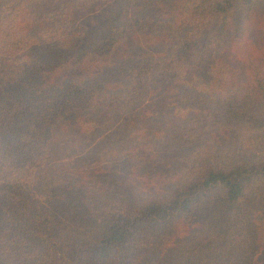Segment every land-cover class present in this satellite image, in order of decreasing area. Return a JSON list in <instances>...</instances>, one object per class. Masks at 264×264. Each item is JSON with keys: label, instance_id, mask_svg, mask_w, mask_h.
<instances>
[{"label": "trees", "instance_id": "trees-1", "mask_svg": "<svg viewBox=\"0 0 264 264\" xmlns=\"http://www.w3.org/2000/svg\"><path fill=\"white\" fill-rule=\"evenodd\" d=\"M214 57L217 87L180 82ZM174 85L185 115L103 153L158 145L167 181L59 162ZM0 264H264V0H0Z\"/></svg>", "mask_w": 264, "mask_h": 264}, {"label": "rangeland", "instance_id": "rangeland-1", "mask_svg": "<svg viewBox=\"0 0 264 264\" xmlns=\"http://www.w3.org/2000/svg\"><path fill=\"white\" fill-rule=\"evenodd\" d=\"M163 1L168 2V0ZM148 7L143 6L144 9ZM105 13L106 5L90 12L80 20L81 27L87 28L88 25L96 24L99 16ZM234 62L236 63L237 61ZM226 68L228 66L224 61L214 57L207 67L199 73H192L180 82L188 87L207 91L212 87L218 86L217 72ZM176 91L177 86L174 85L147 99L130 115L114 122L111 128L100 134H95L100 131L99 118L88 117L73 133L77 135L78 139L87 138L89 142H86V146L81 144L76 147L71 144L66 150L64 148L59 162L72 165L85 159L101 156L99 163L92 169L99 170L102 179L110 186L118 185L126 180L130 183L153 189L161 185L168 180L169 171L172 168L170 162L164 157L166 154L165 150L158 145H144L137 149L114 152L108 156L103 154L104 148H107L104 141L105 137L119 131L132 135L138 133L150 134L149 136L162 134L153 119L150 118L151 116L168 114L183 116L188 111V108L183 106L176 98ZM82 167L87 170L91 166L87 167L86 164V166Z\"/></svg>", "mask_w": 264, "mask_h": 264}]
</instances>
